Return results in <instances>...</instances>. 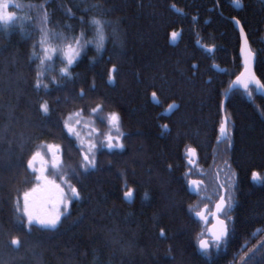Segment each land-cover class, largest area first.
I'll return each mask as SVG.
<instances>
[{
  "label": "trees",
  "instance_id": "16d2710c",
  "mask_svg": "<svg viewBox=\"0 0 264 264\" xmlns=\"http://www.w3.org/2000/svg\"><path fill=\"white\" fill-rule=\"evenodd\" d=\"M233 2L0 0L16 17L0 23V264H264V98L254 87L230 95L228 140L218 143L223 100L242 72L230 19L242 24L264 84V0H239L241 10ZM93 20L102 25L99 49ZM173 31L181 32L176 47ZM76 39L81 54L64 77L60 50ZM200 40L215 54L203 53ZM44 48L57 51L41 64ZM172 104L179 109L163 117ZM111 113L119 115L123 149L98 145L89 157L95 168L85 172V150L64 124L89 121L106 137ZM45 145L59 146L79 198L56 229L29 230L20 206L36 181L27 163ZM188 149L198 154L194 169ZM190 179L203 182L197 196ZM222 189L229 236L201 253L207 230L194 215L212 211Z\"/></svg>",
  "mask_w": 264,
  "mask_h": 264
},
{
  "label": "snow or ice",
  "instance_id": "6c2138e0",
  "mask_svg": "<svg viewBox=\"0 0 264 264\" xmlns=\"http://www.w3.org/2000/svg\"><path fill=\"white\" fill-rule=\"evenodd\" d=\"M237 7H240L239 0H234ZM8 8L7 4L0 3V23H3L5 25H10L16 17L13 13L7 12L6 9ZM93 24L97 27L99 42L97 43V48L99 49L103 40V31H102V25L101 22L98 20H93ZM237 23H239L237 21ZM180 33H177L173 31L171 33L172 40H175ZM45 42L44 38L41 39V45H43ZM246 42V39H245ZM81 43L79 39H76L75 46L72 44H67L64 49L60 50L61 55L64 59L65 67L61 68L60 72L61 75L64 77L70 76L69 68L71 65H73L76 62V59L81 54ZM57 49L54 48H44V58L41 59V64H44L45 60H51L52 55L55 54ZM256 59V54L251 51L250 48L245 50V66L246 71L244 74H242L240 77L237 78L236 83L242 86L246 91L249 88L250 84H255L256 86L260 88H264V84H262L258 79H256L255 75L251 72V69L248 67V65L252 62H254ZM195 67V65H193ZM47 70V69H46ZM112 72H115V67L111 70ZM41 85L39 81L37 82L36 87L39 88ZM46 87V85H45ZM250 94V93H249ZM83 95V93H82ZM153 98H156V93H152ZM174 107H178L176 105H170L169 110H171ZM41 109L45 115L49 113V107L47 103H44L41 105ZM101 110V106H97L96 108L92 109L93 113H96ZM79 115V114H77ZM119 115L116 113L109 114L108 120L113 126H118L119 124ZM64 127L67 129V132L71 135L77 136L78 133L75 132V130L66 122L64 124ZM165 127H167L165 125ZM221 133L226 134V128L221 127L220 129ZM47 149V152L51 155V167L53 170L57 169L59 167V161H58V153L60 152L58 145H45L43 146ZM95 147V145H90V148ZM107 147L109 149L113 148H119L123 149V144H113L111 136L108 137V144ZM188 153L190 155L195 154V149H188ZM37 160L40 162V166L37 167ZM84 164L82 165L83 170L85 172L89 171L90 169L95 168V161L94 158L90 159L87 154L83 157ZM46 161L44 159V156L42 155L40 150L35 151L31 158L29 159L27 163V167L31 169L32 173L35 175V181H36V187L32 188L31 191H25L23 193V212L27 216V225L29 230H31V227L33 224L39 225L43 229L47 230H54L58 227V225L61 224V218L65 215V213L61 210L67 209L69 205L71 204L72 199H78L79 198V192L75 187H73L70 183L65 181L67 184V187L70 191V195H66L64 192V189L60 187V185L55 184L54 181H51L48 179V176L45 174L47 171V168L45 167ZM61 175L63 173H60ZM259 179V176L257 173H253V180ZM193 184H196V181H192ZM133 196V190L128 189L124 192V197L126 199H130ZM20 201L17 200V206L19 207ZM223 204L224 201L221 199V203L216 206L217 211L220 212L223 210ZM197 215H201V213H197ZM219 230H214L212 232V237L214 240L215 246L218 248L220 243L227 237L228 229L227 224L224 220H218ZM164 235L163 230H161V236ZM13 245H19L21 242L18 239H13L11 241ZM199 247L201 250H203L205 253H207L210 245L207 240L201 239L199 241Z\"/></svg>",
  "mask_w": 264,
  "mask_h": 264
},
{
  "label": "water",
  "instance_id": "95a60500",
  "mask_svg": "<svg viewBox=\"0 0 264 264\" xmlns=\"http://www.w3.org/2000/svg\"><path fill=\"white\" fill-rule=\"evenodd\" d=\"M233 5L236 7V9H238V10L240 9V7H237L235 3H233ZM231 21H232L233 25L235 26L236 30L238 31V33L240 34V38H241V47H240L239 56H240V59H241V64H242L243 70L240 73V75L237 76L233 80V82L231 83V85H230V87L228 89V92H227V94H226V96H225V98L223 100V106H222L223 124H222V126L226 128V134L225 133H221V131H220V139L218 141L219 144H222V143H224V142H226L228 140V129H229V126H228L227 118L225 116V108H226V104L228 102V99H229L230 95L233 92H236V91H244V92L246 91L242 86H240L239 84H237L236 81H237V78L240 77L242 74H244L245 71H246V66H245V50L248 49V48L251 49L249 40L247 38L246 32L243 29L242 24L238 20H236V19H233ZM237 21L239 23H237ZM178 33H180V35L175 40H172V38H170V44L172 46H174V47H176L178 45V43L180 42V39H181V32H178ZM245 39H246V42H245ZM207 51H210L211 53H213L214 52V49H207ZM251 51H252V49H251ZM256 63H257V57H256V59H255L254 62H252V63H250L248 65V67L251 69V72L255 75L256 79H258L257 76H256V70H255L256 69ZM214 69L217 72H219V73L225 72L224 70L220 69L217 65L214 66ZM250 87H254L255 90H256V94L258 96H261V97L264 98V88H260V87L256 86L255 84H250L249 85V88ZM152 101H153L154 104H157V102H158L157 98L154 99L153 96H152ZM172 105H176L178 107H174L171 110H169V107H168L162 113V116L163 117L170 118L172 116V114L179 109V105H177V104H172ZM187 160H188V164H189V166L191 168H193V169L196 168V166L198 164V154H197V151L195 150V154L194 155H190L187 152ZM190 174L191 173H189V176H190ZM192 181H196L197 183L196 184H193ZM254 181H258V179L257 180H254ZM202 186H203V182L202 181L196 180V179H190L189 180V184H188L190 194L193 195V196H197L199 194L200 187H202ZM221 199H223V201H224L223 210L220 211V212H218L216 206L221 203ZM226 208H227L226 190L225 189H222V196L219 199V201L215 204L212 213L208 214V207H205V208L202 209V211L197 212V213H201V215H197V213H195V215H194L195 219L197 221L201 222L203 224V227L207 230L206 237L203 240H207L209 242L210 247H209L208 251H210V249H211V244H214V240H213V237H212V232L214 230H216V231L219 230L218 220H224L222 218V216H223ZM225 223L227 224L226 221H225ZM227 229H228L227 237L220 243V245L225 240H227V238L229 236V228H228V225H227ZM199 249H200V247H199ZM200 252L201 253H205L201 249H200Z\"/></svg>",
  "mask_w": 264,
  "mask_h": 264
},
{
  "label": "rangeland",
  "instance_id": "374dc122",
  "mask_svg": "<svg viewBox=\"0 0 264 264\" xmlns=\"http://www.w3.org/2000/svg\"><path fill=\"white\" fill-rule=\"evenodd\" d=\"M97 118L98 117H96V119ZM73 122H74L73 120L70 121L69 125L75 130L76 133H78V137L74 136V135H71V134L70 135L73 136L74 138H76L79 141V143L82 144V146H83V148L85 150L84 151V155L87 154L90 157L92 152H93V150L98 145H102V147H104V148L106 147L107 149H109L107 147L108 137L109 136H111L112 143L114 145L115 144H120V142H119L120 132H119L117 126H113L112 131L110 132V134L105 137L102 134L99 135L98 131L95 128L92 127V125H91V123L89 121H84V122H80V123H75V122L73 123ZM90 145H95V147L90 148ZM114 149H118V148H113V149H110V150H114ZM41 153L44 156L45 161L47 162L46 165H45V167L47 168V171H46L45 174L48 176V179L51 180V181H54L55 184L60 185V187L64 189V192H65L66 195H70V191H69V189L67 187V184L65 183V181L68 182L67 176L65 175V173L62 170V160H61V155H60L61 151L58 153L59 167L57 169H55V170H53V168L51 167V163H52L51 155L47 152V149L43 148L41 150ZM36 164H37V167L40 166L39 160H37ZM60 173H63V174L61 175ZM226 198H227V195H226ZM226 202H227V200H226ZM227 207H228V204H227ZM69 208H70V205H69V207L67 209H63L62 208L61 210L66 215L69 212ZM20 209H21L22 213L24 214V212H23V201L21 203ZM24 216L27 219V216L25 214H24Z\"/></svg>",
  "mask_w": 264,
  "mask_h": 264
},
{
  "label": "flooded vegetation",
  "instance_id": "af4514ba",
  "mask_svg": "<svg viewBox=\"0 0 264 264\" xmlns=\"http://www.w3.org/2000/svg\"><path fill=\"white\" fill-rule=\"evenodd\" d=\"M233 3H235V2H233ZM233 3H232V5H233ZM233 7L236 9V7L233 5ZM242 9V6H240V9L239 10H241ZM238 10V9H237ZM214 11V9L212 8V9H210V12H213ZM218 14L219 15H221V11H220V8H219V6H218ZM233 19H236V18H232V19H230V22L232 23V21L231 20H233ZM236 20H238V19H236ZM239 21V20H238ZM195 22H198V19L196 18L195 19ZM210 23V19H206L205 20V25H208ZM233 24V23H232ZM234 26V25H233ZM235 27V26H234ZM236 29V28H235ZM197 32V30L195 29L194 30V34H197L196 33ZM238 32V31H237ZM239 36H240V34H239ZM197 37H199L198 36V34H197ZM240 41H241V38H240ZM197 43V46L203 51V53H205V54H208L209 56H212V55H214L215 54V51H216V47H214V46H207V44H202V41L200 40V41H197L196 42ZM207 49H214V52L213 53H211L210 51H207ZM240 53V52H239ZM215 66V65H214ZM214 66H213V68H214ZM221 69V68H220ZM215 70V69H214ZM222 70H224L225 72L227 71L226 69H222ZM242 70H243V68H242ZM216 71V70H215ZM217 72V71H216ZM225 72H223V73H225ZM219 73V72H218ZM220 74H222V73H220ZM233 82V81H232ZM231 82V83H232ZM231 85V84H230ZM230 87V86H229ZM214 209V208H213ZM213 211V210H212ZM212 211H209L208 210V214H210V213H212ZM207 232V231H206Z\"/></svg>",
  "mask_w": 264,
  "mask_h": 264
}]
</instances>
